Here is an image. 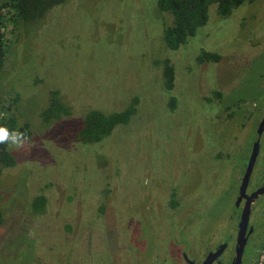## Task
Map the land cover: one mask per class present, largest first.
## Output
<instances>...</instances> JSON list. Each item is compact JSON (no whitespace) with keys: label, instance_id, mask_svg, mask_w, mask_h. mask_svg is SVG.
Listing matches in <instances>:
<instances>
[{"label":"rangeland","instance_id":"374dc122","mask_svg":"<svg viewBox=\"0 0 264 264\" xmlns=\"http://www.w3.org/2000/svg\"><path fill=\"white\" fill-rule=\"evenodd\" d=\"M172 21L155 0H67L37 23L6 21L0 115L29 122L34 147L28 155L7 149L16 163L0 166V264H182L172 252L173 189L192 206L177 224L203 240L236 225L239 151L230 161L217 155L233 134L232 148L247 141L238 120L217 117L216 92L239 94L243 81L258 78L264 86V0H246L227 16L211 4L206 23L176 50L163 37ZM202 51L221 59L199 60ZM165 60L174 65L171 90ZM55 90L70 112L44 123ZM133 99L128 124L98 142L77 138L88 110L119 112ZM260 172L261 153L253 187ZM40 194L44 211L33 212ZM250 224L264 226V193Z\"/></svg>","mask_w":264,"mask_h":264},{"label":"flooded vegetation","instance_id":"af4514ba","mask_svg":"<svg viewBox=\"0 0 264 264\" xmlns=\"http://www.w3.org/2000/svg\"><path fill=\"white\" fill-rule=\"evenodd\" d=\"M217 55L219 56V59L217 61L215 60V62H218L221 59V55ZM261 77L264 81V72ZM258 81L259 78L256 80V82H250L246 80L243 81L239 87V94L237 92H233L226 97V94L230 92L231 89L225 92V96L221 95L220 91L216 92L218 93L217 99L219 100L218 103L220 104L217 117L222 119L223 122H230L233 119L238 120L236 126H238L239 131L245 135V140L247 141L246 144L242 142L241 145L239 144L240 142H238L234 149L232 148V144L236 142L237 138L233 134L228 140L229 149L225 148V150L221 151L223 152L221 153V156L217 155V160L222 161V159H224L230 161L229 158L236 156V154H238L237 151H239V171L237 175L239 189L235 197L237 200L236 209L240 210L238 221H236V225L229 229V232L226 236L222 237L218 229L217 232L215 231L216 233H210L207 238L204 236L203 240L202 233H200L201 231L197 232L194 229L192 230V228L190 231H188L189 226L177 224V222L179 223L182 218H189V213L192 206H188L187 202L189 200V196L186 193L179 192V190L178 192H175L177 189L171 190L167 202L168 206H170L171 214L178 216V218L175 220V224L178 226V232H176L175 235L177 233L179 234V241L175 244L177 249L172 248V252L175 260L179 263L232 264L233 260L236 258L237 236L239 232L238 224L245 206L246 197L256 192L257 194L250 201L249 217L245 232L246 243L241 253L239 264H249L250 255L254 254L256 250H258V252L254 257L253 264H264V259H262L264 258V226H261L260 223L258 227L255 228L252 224H250V214L252 208L254 207L255 200L264 193V172H260L259 176L254 180L256 182H261L255 187L252 186L250 178L255 167L257 166L260 153L261 156L264 157V86L259 84ZM259 129H261L260 133ZM257 140V154L254 157V162L244 190L245 197L242 196L243 198L238 201L243 178L246 174L249 162L251 160L253 148ZM155 227L156 228L154 230L156 231L157 225ZM182 228H185L184 231L186 234L183 233V230L179 232V230ZM145 234H147V232ZM231 241L233 251L228 261L227 256L230 255L229 250L231 248Z\"/></svg>","mask_w":264,"mask_h":264},{"label":"trees","instance_id":"16d2710c","mask_svg":"<svg viewBox=\"0 0 264 264\" xmlns=\"http://www.w3.org/2000/svg\"><path fill=\"white\" fill-rule=\"evenodd\" d=\"M67 0H1L0 1V69L3 68L6 56L5 46V23L14 18L24 24L37 23L44 18L49 9L63 4ZM158 8L168 11L173 16L172 24L164 28V40L166 46L176 50L187 43L188 39L195 35L197 29L206 23L208 9L211 4H216L217 13L220 16L229 15L233 8L243 4L246 0H155ZM199 60L217 61L219 56L213 52L202 51ZM163 76L165 86L171 90L174 83V67L163 61ZM19 95L15 94L13 101L18 102ZM137 101L135 99L122 111L104 112L99 109L88 110L83 117L80 129L76 136L84 143H94L110 135L118 125L128 124L132 115L136 112ZM69 109L60 102L59 92L52 91L47 106L40 113L44 123H50L61 114H69ZM0 125L10 129L25 131L31 137L30 123H19L16 113H3L0 115ZM15 157L7 150L6 146L0 145V166L9 167L15 165ZM46 198L37 195L32 199L33 212H43ZM0 212V222H1Z\"/></svg>","mask_w":264,"mask_h":264},{"label":"water","instance_id":"95a60500","mask_svg":"<svg viewBox=\"0 0 264 264\" xmlns=\"http://www.w3.org/2000/svg\"><path fill=\"white\" fill-rule=\"evenodd\" d=\"M261 128V127H260ZM259 129V133H260ZM257 149H258V140L255 142V146L253 148V152H252V156H251V160L249 162L246 174L243 178V183L242 186L240 188V197L238 199V201L243 198L242 196H244V190L247 184V180H248V176L250 173V170L252 168L253 162H254V157L257 154ZM260 191V190H259ZM258 191V192H259ZM257 193L255 192L254 194L246 197V202H245V206L243 208L240 220H239V232H238V236H237V247H236V258L235 260H233L232 264H239L240 262V257H241V253L243 251L244 245L246 243V236H245V232H246V228H247V223H248V217H249V206H250V201L252 200V198L256 195ZM245 197V196H244Z\"/></svg>","mask_w":264,"mask_h":264},{"label":"clouds","instance_id":"9594fccd","mask_svg":"<svg viewBox=\"0 0 264 264\" xmlns=\"http://www.w3.org/2000/svg\"><path fill=\"white\" fill-rule=\"evenodd\" d=\"M0 145L24 155L30 154L34 147V143L27 132L10 129L3 125H0Z\"/></svg>","mask_w":264,"mask_h":264}]
</instances>
